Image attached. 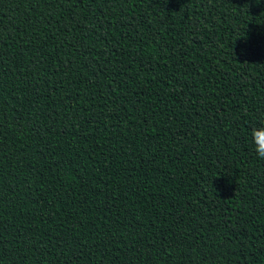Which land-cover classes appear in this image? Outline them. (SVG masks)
<instances>
[{
    "label": "trees",
    "instance_id": "obj_1",
    "mask_svg": "<svg viewBox=\"0 0 264 264\" xmlns=\"http://www.w3.org/2000/svg\"><path fill=\"white\" fill-rule=\"evenodd\" d=\"M264 0H0V264H264Z\"/></svg>",
    "mask_w": 264,
    "mask_h": 264
},
{
    "label": "clouds",
    "instance_id": "obj_2",
    "mask_svg": "<svg viewBox=\"0 0 264 264\" xmlns=\"http://www.w3.org/2000/svg\"><path fill=\"white\" fill-rule=\"evenodd\" d=\"M251 144L256 156L264 159V124L250 130Z\"/></svg>",
    "mask_w": 264,
    "mask_h": 264
}]
</instances>
